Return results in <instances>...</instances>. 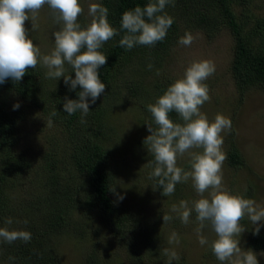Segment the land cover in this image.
I'll return each instance as SVG.
<instances>
[{
    "label": "trees",
    "instance_id": "1",
    "mask_svg": "<svg viewBox=\"0 0 264 264\" xmlns=\"http://www.w3.org/2000/svg\"><path fill=\"white\" fill-rule=\"evenodd\" d=\"M148 2L149 0H98V3L109 9L108 21L118 30L119 35L107 41L100 49L107 56L106 65L98 69L100 79L106 87L96 102L90 103L89 113L84 117L86 123H81L82 114L79 111L69 115L63 109L65 97L78 99L80 86L70 90L63 77L58 80L45 78L47 69L40 63L36 68L28 69L19 83L9 78L0 84V226L8 227L9 230H27L32 236L28 242L17 240L9 244L0 241L1 255L6 256L7 260L9 257L14 258L10 262L58 264L56 252L52 248L53 237L60 235L65 227L71 225L70 215L79 207L99 210L111 226L127 231L130 212L121 211L122 207L116 196L109 191L113 186L117 191V164L114 155L119 136L116 132L118 122L112 118V111L117 104L123 102V96L127 92L138 99L148 114L147 119L140 117L139 122H143V125L154 122L146 107L150 104L147 101V87L140 82L138 71L147 68L150 63L156 68L167 67L173 59L172 55L176 54L174 51L180 44V38L186 32L198 30L214 37L220 29H229L235 43L231 68L236 85L240 86L241 91L254 86L264 87V0H174V4L167 5L164 10L173 17L174 22L163 41L154 46L137 45L131 50L120 47L119 40L125 34L121 29L123 12L136 6L144 7ZM254 8L260 11L254 12ZM91 19L90 15L83 12L78 17V23L84 27ZM251 24H257L258 27ZM28 34L30 39L34 38L32 33ZM129 67L134 68L132 73ZM65 68L66 74L74 78L71 66L66 63ZM166 86L163 83L156 85L158 97L167 89ZM12 101L19 103L20 107L14 110ZM21 103L37 108L45 118L56 111L53 123L62 131L59 132L60 136L53 133L55 136L48 138L53 146L47 150H37L36 154L40 155L35 159V154L27 155L17 149L20 144L17 127L27 116L25 106ZM169 118L175 122L180 116L172 111ZM138 137L136 135L135 139ZM140 151H143V158L154 160L144 143ZM34 163H40L45 173L43 185L38 184L42 190L28 200L24 207L20 203L14 205L12 200V203L9 202L8 197H3L4 181L8 177L24 175ZM242 163V154L236 143L232 142L228 151V165L237 168ZM182 190L183 186L178 183L174 194L179 195ZM15 216L20 218L21 223L6 225L5 221L11 218L14 222ZM136 218L138 223H142L141 226L145 223V226L153 227L146 219L143 223ZM84 225L80 230H83ZM145 238V243L151 245L152 237L146 235ZM212 238H216V235ZM251 243L257 249H264V235H254ZM207 255L215 258L211 248ZM134 256L137 255L133 254ZM140 261L141 257H138L135 263L139 264ZM87 264L103 263L96 255H92L87 258ZM172 264H179V260Z\"/></svg>",
    "mask_w": 264,
    "mask_h": 264
},
{
    "label": "clouds",
    "instance_id": "2",
    "mask_svg": "<svg viewBox=\"0 0 264 264\" xmlns=\"http://www.w3.org/2000/svg\"><path fill=\"white\" fill-rule=\"evenodd\" d=\"M170 4H174V0H149L144 7L136 6L124 11L121 29L125 34L119 40L120 47L131 50L137 45L154 46L163 41L174 22L173 17L164 11ZM45 5L50 8L60 28L53 33V50L42 55L40 48L29 38L25 22L31 20L32 30H36L38 13ZM83 12L80 0H0V84L9 78L19 83L28 69H34L40 63L47 69L45 78L58 80L63 77L70 90L80 86L78 99L65 97L63 109L69 115L79 111L81 123H86L84 117L89 113L90 103L94 104L106 87L98 69L106 65L107 56L100 49L119 32L109 23L106 6L90 3L88 14L92 19L84 27L78 23ZM195 38L186 32L179 43L191 46ZM66 63L74 71V78L66 74ZM152 67L151 63L148 64L150 70ZM214 72L215 66L211 61L193 60L184 74L175 79L155 103L146 106L157 126L154 129L151 123H146L150 134L144 144L154 157L149 162L150 166L154 165L149 179H155L153 189L162 188L161 194L166 197L175 192L178 183L191 180L199 198L193 200L191 206L188 201L181 200L170 211L176 213L185 225L189 223L192 212L196 213L198 242L201 246L209 245L221 264H259L257 254L240 245V236L246 230L241 221L247 218L254 226L253 235H258L264 223V207L246 196L229 192L223 186L222 165L227 156L222 151L224 141L221 133L230 132L232 123L222 114H217L210 121L201 111L203 104L210 100L205 81ZM156 74L159 75V70ZM19 107V103L13 105L14 110ZM172 111L181 117L182 124L169 118ZM56 115V111L49 114L48 127L53 126L52 118ZM185 154L189 157L190 170L177 166L178 158ZM109 191L118 201L124 199L115 186ZM162 219L164 224L173 217L163 213ZM5 223L11 225L13 221L9 218ZM206 226L216 234L211 242L202 234ZM31 238L27 230L0 227V241L11 244L17 240L28 242ZM167 242L178 245L177 233L172 232ZM163 254L167 257L165 264L180 259L173 248H164Z\"/></svg>",
    "mask_w": 264,
    "mask_h": 264
},
{
    "label": "rangeland",
    "instance_id": "3",
    "mask_svg": "<svg viewBox=\"0 0 264 264\" xmlns=\"http://www.w3.org/2000/svg\"><path fill=\"white\" fill-rule=\"evenodd\" d=\"M80 3L88 14L89 4L98 3V0H80ZM253 11L260 10L254 8ZM36 23V30H32L31 20L25 22V27L34 35L33 43L44 55L54 47L53 33L59 30L60 25L55 23L47 5L39 11ZM251 25L258 27L257 24ZM190 33L196 37L191 46L178 44L174 51L176 54L172 55L173 59L167 67H152L151 70L147 67L138 71L140 82L147 87V101L151 103L157 99V84L163 83L168 87L184 74L185 68L193 60L211 61L215 72L205 81L209 88L210 100L203 104L201 111L210 121L214 120L217 114H222L230 118L232 123L230 132L221 133L224 141L222 151L227 156L222 165L223 186L229 192L246 196L264 207V87L254 86L241 91L240 86L236 85L231 68L235 43L229 29H220L214 37L198 30H191ZM132 69L134 68L129 67L131 73ZM157 70L159 75L156 74ZM123 97V102L117 104L112 111V118L118 122L116 132L119 136L116 143L117 152L114 155L117 164V192L124 195L122 201L116 200L122 207L121 211L130 212V225L127 226V231L118 230L109 224L108 219L99 210L76 208L70 215L71 225L65 227L61 234L54 236L52 240L58 264H87V258L92 255H96L103 264H137L135 261L138 257H141L139 264H165L167 257L163 254L164 248L175 249L180 256L179 264H221L216 257L207 255L209 245L201 246L198 242L196 213L192 212L189 223L185 225L176 213L170 211L171 207L178 205L181 200L188 201L191 206V202L199 198L191 180L179 183L183 186L182 194L179 195L173 193L166 197L161 194L159 187L153 189L152 185L156 181L149 179V173L153 171L154 165L150 166V160L141 156L143 151L140 149L150 134L146 123H151L154 129L157 126L153 121L146 122L145 125L140 123V117L148 118L147 112L143 110L137 98L127 92ZM12 104L15 102L12 101ZM21 105L25 106L27 116L17 127L20 134L17 149L27 155L35 154V159L40 155L36 154L37 150H47L53 146L48 138L55 136L53 133L60 136L59 132L62 131L56 128L54 123L52 127H48L47 118L39 114L37 108L23 103ZM174 123L182 124L183 121L180 117ZM136 135L139 136L137 139ZM232 142L236 143L243 157V163L237 168L228 165V151ZM177 166L190 170L187 154L178 158ZM41 173V164L34 163L24 175L6 178L2 186L5 192L3 197H8L9 202L13 201L14 205L20 203V206L24 207L28 200L42 190L38 184L43 185L42 178L45 173ZM163 213L172 215L173 219L163 224ZM136 217L143 223L146 219L153 227L145 226V223L141 226L142 223H138ZM14 220V224L21 223L18 216H15ZM241 224L246 227L240 236L241 247L254 251L259 264H264V255H261L264 249H257L251 243L254 226L247 218L242 220ZM82 225L83 230H80ZM172 232L177 233L179 237L178 245H169L167 242ZM259 233L264 235V223ZM202 234L209 242L214 240L212 237L216 235L210 226H206ZM146 235L152 237L151 245L145 243ZM133 254L137 256L133 257ZM0 264L17 263L10 262L0 253Z\"/></svg>",
    "mask_w": 264,
    "mask_h": 264
}]
</instances>
